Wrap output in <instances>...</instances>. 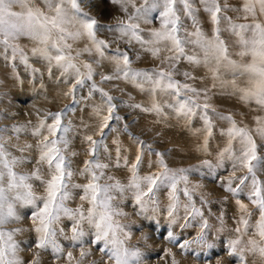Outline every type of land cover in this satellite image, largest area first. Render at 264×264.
Wrapping results in <instances>:
<instances>
[{
  "label": "snow or ice",
  "instance_id": "1",
  "mask_svg": "<svg viewBox=\"0 0 264 264\" xmlns=\"http://www.w3.org/2000/svg\"><path fill=\"white\" fill-rule=\"evenodd\" d=\"M84 2L86 0H0V56L12 61L19 58L27 65L29 55L19 41H29L33 45L31 55L47 62L49 74L55 67L64 82H70L64 95L72 101L61 111L46 113L32 127L30 134L37 141L36 156L31 154L33 145L18 147L12 143L13 138L18 141L20 134L28 130L27 125L0 127V264H39L38 254L27 262L21 255L19 237L28 231L37 234L36 248H50L57 259L62 256L70 262L73 259L72 252L64 253L58 237L79 244L83 260L91 255V248L85 250L82 244L85 225L93 236L92 247L101 254V260L93 264H144L143 250L129 243L133 224L121 222V217L128 216L121 205L126 193H131L137 215H143L149 208L155 212L159 207L156 193L162 188L167 189L170 223L175 224L180 218V209L184 213L182 228L200 218L199 232L178 245L181 251H191V246L195 245L208 255L213 242L209 239L210 225L204 218V208L209 202L201 194V207H197L195 194L203 185L193 183L190 176L203 175L202 169L212 175L223 169L226 161L230 163L231 175L220 184L236 197L241 212L236 220V235L228 241L229 255L239 264H248V254L264 260V179L261 178L264 154L257 141V138L264 141V0H237V3L228 0H139V3L112 0L120 6L126 19L107 26L84 11ZM201 12L207 15V29L201 23ZM156 20L158 27H142ZM185 20H189L190 25H186ZM105 29L115 33L116 39L123 40L128 47L113 48L112 43L98 39L97 33ZM82 41H86L82 47L75 46ZM133 45L159 61V65L132 67L129 51ZM85 55L90 59H82ZM104 61H108L112 69L98 73L97 67ZM182 62L194 69H203L204 75L197 76L189 70L181 73ZM178 74L184 77L183 81L175 78ZM97 75L101 83L123 80L141 93H147L150 98L147 107L121 103L155 114L157 123H166L171 117L191 129L193 121L199 118L203 128L191 130L193 134L203 131L199 150L205 155L211 154L209 140L215 121H226L227 127L219 128L225 144L217 151L215 162L205 159L190 167H170L165 159L167 152L155 151L150 144L136 139L139 151L129 167L127 182L109 174L110 165L101 161L99 152L108 132L115 130L112 122L123 118L117 114V105L113 102L116 98L96 82ZM197 80L208 83L202 87L189 83ZM85 87L87 94L80 95ZM97 94L99 102L92 103ZM216 94L234 97L261 114L253 117L252 126L238 122L231 114L218 112L210 103ZM82 101L84 108H91L96 131L84 137L90 158L83 161L82 167L75 168L72 158L76 153L69 151L73 126L71 121L65 123L64 120ZM3 117L0 113V118ZM123 127L127 131L128 125ZM94 135L100 138L94 139ZM145 149L155 155L158 171L140 175ZM119 152L117 147L115 167H120ZM33 163L30 172L18 170ZM124 164L128 165L127 158ZM237 172L242 174L237 175ZM76 178L83 182H76ZM38 188L42 189V194ZM241 196L246 197L255 213ZM77 197L80 203L70 206ZM25 208L31 209V228L14 227L22 224L21 210ZM218 219L223 225V217ZM65 220L72 222L70 236L62 227ZM166 239L175 243L177 237L169 231ZM169 254L171 250H164L163 255ZM172 264H177L174 258ZM205 264H212L210 256Z\"/></svg>",
  "mask_w": 264,
  "mask_h": 264
},
{
  "label": "rangeland",
  "instance_id": "2",
  "mask_svg": "<svg viewBox=\"0 0 264 264\" xmlns=\"http://www.w3.org/2000/svg\"><path fill=\"white\" fill-rule=\"evenodd\" d=\"M229 3H237V0H228ZM139 3V0H137ZM85 12L99 21L101 25H116L121 19H126L125 14L121 11L118 4L112 3V0H86L82 3ZM232 15V13H229ZM201 23L208 28L207 15L203 12L200 14ZM189 20H185L186 25H190ZM158 20L154 21L152 25H142V27H158ZM98 39H104L112 43V47L117 46L127 48L128 45L123 40L116 39V34L112 31L101 30L97 33ZM113 41H115L113 43ZM20 45L25 49L29 55V62L25 65L17 58L15 61L5 60L0 56V113L4 114L0 118V127L12 125H27L28 130L20 134L17 141L13 138V145L24 147L26 144L33 145L31 150L32 156H36L35 151L36 139L30 134L31 129L35 126L41 118L48 112H58L65 108L66 105L72 103L71 98L64 94L68 91L70 82L65 83L64 78L61 77L60 70L53 67L51 74H49L47 62L40 57L31 55L30 49L33 45L25 40L19 41ZM86 41L80 42L76 47H82ZM139 53V59H137ZM129 55L133 61L132 67L134 68H151L159 65V61L153 59L149 54L140 51L138 45H133L129 51ZM82 59H90L87 55ZM180 72L184 70L192 71L195 75H204L203 69H194L182 62ZM37 69L38 71H33ZM112 69V65L108 61H104L100 67H97L98 73H108ZM176 79L182 80L184 77L178 74ZM96 82L105 91L111 94L114 103L117 105V114L123 119L121 121H113L112 127L114 131L108 132L104 145L100 148L99 156L102 162L110 165L109 174L115 178L126 183L129 176V167L135 162V157L138 154L139 146L136 139H140L150 144L152 149L158 152H167L165 159L170 167H190L200 164L203 160L209 159L215 162L217 151L225 144V138L219 133L220 127H227L226 121L216 120V127L213 131V136L209 140L210 155H205L199 150L202 144L204 133L200 131L193 134L191 129H202L203 122L196 118L191 126V129L185 127L183 121H177L174 118H169L165 123L163 121L157 123L155 114L146 113L138 108H129L125 106L122 101L128 104H143L149 106L150 98L147 93H141L131 84L123 80H113L108 83H101L100 76L95 77ZM194 83L197 87H202L207 81L201 82L189 81ZM87 94V87L81 90L80 95ZM98 94L92 103H98ZM210 103L215 106L216 110L221 114H231L238 122H243L249 126L253 125V117L261 113L252 111L251 107L246 106L238 99L216 94L210 100ZM82 101L77 106L75 112H69L64 122L71 121L73 126L72 147L70 152L74 151L73 164L75 168L82 167L85 159L90 157L87 155L88 144L85 142L84 137L93 135L96 131V119L91 116V108H84ZM30 122V123H29ZM127 124V131L124 130L123 125ZM88 125V127H85ZM98 135H94V139H99ZM258 144L261 145L260 151L264 154V141L257 138ZM117 147L120 152V167H115L117 160ZM124 158H127L128 165L125 166ZM155 155H150L148 149L144 150V156L139 168L140 175H146L150 172L158 171L154 161ZM152 162L151 167L149 166ZM33 164L23 166L20 171L30 172L33 170ZM200 173H193L190 180L193 183H200L203 185L201 189L195 194L197 207H201L199 197L204 195L205 199L209 202L204 208V218L208 220L210 225L208 229L209 239L213 242V248L209 251L208 255L201 253L195 245H192V250L181 251L179 244L185 240H190L199 232V220L191 222V226L182 228L183 209L179 211V219L175 224L170 223V217L167 214V205L169 203L167 196V189L162 188L156 193V199L159 202L157 211L153 212L151 208L143 215H137L134 211L131 193H126V199L121 205L123 210L128 213L127 217H121L122 223H132V238L130 244L138 245L144 252V264H172L173 258L177 264H205V261L212 259V264H239V261L228 252V241L235 237L236 220L241 215V212L236 204V197L227 192L221 186L220 181L226 180L231 175V167L229 162H225L223 169H218L216 173L209 175L207 169H202ZM242 173L237 172V175ZM264 179V175L261 176ZM76 182H83L82 179L76 178ZM38 192L42 194V189L38 188ZM244 203H248L249 210L254 213L256 210L247 201L246 197L241 196ZM181 200L184 197L181 196ZM80 201L78 197L70 204L75 207ZM210 209V212H209ZM24 217L21 225H13L14 227L22 226L31 228V209H22ZM223 217V225H221L218 217ZM255 219V215L253 217ZM71 221L65 220L62 227L65 229L67 235H71ZM139 227H136V226ZM86 235L83 237L82 244L85 250L91 248V255L80 259L81 247L79 244L58 237V243L64 248V253L72 252L73 259L70 262L66 256L57 259L56 254L49 248L42 250L36 248L37 234L34 231H28L22 234L21 247L23 249L21 255L27 262L37 254L39 255V264H93L101 260V254L92 247L91 241L93 236L85 225ZM171 231L177 240L175 243L169 242L166 239L167 233ZM148 239L145 240L144 237ZM171 250V254L163 255L164 250ZM163 256V258H161ZM248 264H264L258 255L248 254Z\"/></svg>",
  "mask_w": 264,
  "mask_h": 264
}]
</instances>
